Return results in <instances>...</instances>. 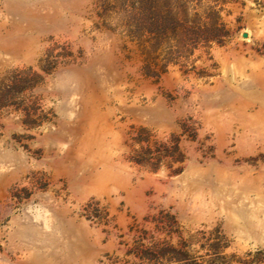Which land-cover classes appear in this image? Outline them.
<instances>
[{"label":"rangeland","instance_id":"1","mask_svg":"<svg viewBox=\"0 0 264 264\" xmlns=\"http://www.w3.org/2000/svg\"><path fill=\"white\" fill-rule=\"evenodd\" d=\"M0 264H264V0H0Z\"/></svg>","mask_w":264,"mask_h":264}]
</instances>
